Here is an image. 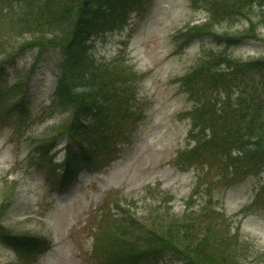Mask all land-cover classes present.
Instances as JSON below:
<instances>
[{
    "label": "rangeland",
    "instance_id": "1",
    "mask_svg": "<svg viewBox=\"0 0 264 264\" xmlns=\"http://www.w3.org/2000/svg\"><path fill=\"white\" fill-rule=\"evenodd\" d=\"M17 13L15 8L7 17L13 21ZM228 15L214 16L204 0H139L127 24L95 35L94 56L109 64L111 73L120 66L126 73L124 81H116L115 86L129 97L122 107L129 105L125 117L129 116L132 129L129 141L118 143V157L108 167L81 171L76 182L63 192L52 184L48 170L51 161L38 164L36 159L52 156L56 163L66 141L59 133L70 116L52 109L59 72L58 48L64 38L44 26L40 40L31 42L30 34L11 29L0 19V90L4 91L0 108L8 109L25 95V107L32 113L27 131L22 132L3 117L7 113L0 112V206L5 205L2 221L12 233L49 239L50 249L35 264H97L93 258L97 236L107 229V222H98V218L110 201L120 199L140 219L154 224H161L159 214H155L160 207L165 209L167 221H178L185 212L202 206L211 219L221 212L229 221L222 218L211 232L226 237L225 246L231 251L234 244L230 234L238 235L243 245L239 264H264V198L254 199L264 183V171L257 172L246 161L244 171L229 178L221 163L204 173L196 167L182 169L175 162L189 140L194 106L193 98L181 88L180 76L213 54L232 61L264 54V26L254 28L261 39L248 38V22ZM209 16L212 30L242 34L246 39L219 42L211 33L194 38L190 44L182 41L180 31ZM222 63L224 66L228 62ZM132 69L140 75L130 74ZM18 112L13 111L14 116ZM43 143L40 153L30 155ZM199 181L203 197H197L196 191L190 198ZM166 203L171 207L164 206ZM199 230L197 224L194 231ZM17 258L16 250L0 236V263ZM167 264L182 262L174 259Z\"/></svg>",
    "mask_w": 264,
    "mask_h": 264
},
{
    "label": "trees",
    "instance_id": "2",
    "mask_svg": "<svg viewBox=\"0 0 264 264\" xmlns=\"http://www.w3.org/2000/svg\"><path fill=\"white\" fill-rule=\"evenodd\" d=\"M138 2L2 0L1 21L11 25L13 30L20 28L22 33L30 34L31 42L40 40L44 26H50L54 34L64 38L57 47L59 72L52 109L68 112L70 116L59 133L66 141L56 163L52 156L36 159L38 164L51 161L48 170L55 189L63 191L72 186L83 170L100 171L108 167L118 157L121 149L118 143L122 139L129 141L132 127L129 126V116L125 117L129 105L122 107L129 97L115 86L116 81H124L126 73L122 66L111 73L109 64L98 60L92 49L95 35L123 27ZM204 2L216 17L228 13L227 18L245 19L249 27L248 38L261 39L260 33L255 35L254 28L264 26V0ZM15 8L18 13L12 21L7 16ZM211 19L209 16L208 20L181 32L183 40L188 44L198 36L211 33L219 42L245 39L242 34L211 31ZM222 60L228 63L223 66ZM128 72L140 75L133 69ZM179 82L193 98L194 106L190 111L189 140L176 155L177 165L182 169L196 167L210 173L216 164L221 163L229 178L242 173L246 161L257 172L258 169L264 171V54L244 61H232L223 55L218 59L213 54L181 76ZM3 93L0 90V96ZM26 102L27 97L22 95L8 109L0 108L1 113H7L3 117L13 122L16 131L26 132L29 127L32 113L25 107ZM15 105L19 108H14ZM13 111L19 112L14 116ZM132 111L136 114V110ZM56 138L52 137V141L55 142ZM43 145L30 151V155L40 153ZM199 184L200 181L190 198L196 195V191L197 197H203ZM261 198H264V183L254 199ZM4 206H0V236L16 250L18 258L3 264H35L51 247L49 239L8 231L2 221ZM160 206L161 203L157 210ZM164 206L171 207L169 203ZM201 208L185 212L178 221H167L165 209L160 207L155 214H159L161 224H154L140 219L121 199L116 203L110 201L98 218V222H107V229L97 236L93 258L97 264H167L174 259L181 260L182 264H239L243 245L238 235L228 232L234 244L231 251L225 246L226 237L211 232L219 220L229 221L228 217L217 211L211 212L214 213L211 219L212 216L206 215V209ZM197 224H200V230L195 232Z\"/></svg>",
    "mask_w": 264,
    "mask_h": 264
}]
</instances>
